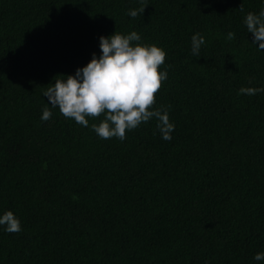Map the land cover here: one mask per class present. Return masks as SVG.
Here are the masks:
<instances>
[{"label": "trees", "instance_id": "16d2710c", "mask_svg": "<svg viewBox=\"0 0 264 264\" xmlns=\"http://www.w3.org/2000/svg\"><path fill=\"white\" fill-rule=\"evenodd\" d=\"M145 6L131 17L129 9ZM243 7V12L241 11ZM264 0H0V264H264V51L243 23ZM137 31L166 51L152 106L126 139L100 138L43 93L99 37ZM233 31L235 38L227 39ZM206 43L191 54V37Z\"/></svg>", "mask_w": 264, "mask_h": 264}, {"label": "clouds", "instance_id": "9594fccd", "mask_svg": "<svg viewBox=\"0 0 264 264\" xmlns=\"http://www.w3.org/2000/svg\"><path fill=\"white\" fill-rule=\"evenodd\" d=\"M129 9L135 18L143 13L145 6ZM243 12V7L241 6ZM243 23L247 32L252 33V44L264 51V8L259 12H248ZM235 38L229 31L227 39ZM141 34L133 30L128 34L114 32L99 37L100 54L95 52L84 66L77 67L74 74H63L55 79L44 91L48 105L42 111L41 120L52 117L51 108H59L60 113L81 126H89L87 117L103 119L99 124H91L92 130L102 139L113 137L123 141L126 130L138 128L142 123L156 120V129L163 140H171L175 128L170 120V106L152 107L162 81L168 79V71L161 70L165 63L166 51L156 44H143ZM204 35L196 32L191 37V54L200 57L205 45ZM264 92V87H245L238 94L249 96ZM0 227L8 233L22 231V224L12 210L0 213ZM256 261H264V252H257Z\"/></svg>", "mask_w": 264, "mask_h": 264}]
</instances>
